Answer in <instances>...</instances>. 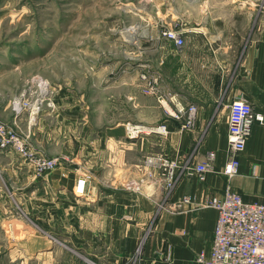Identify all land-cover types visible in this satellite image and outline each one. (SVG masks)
Instances as JSON below:
<instances>
[{
  "label": "crops",
  "instance_id": "1",
  "mask_svg": "<svg viewBox=\"0 0 264 264\" xmlns=\"http://www.w3.org/2000/svg\"><path fill=\"white\" fill-rule=\"evenodd\" d=\"M209 1L177 6L179 16L187 19L183 46L165 40L153 57L142 58L138 67L119 70L107 63L98 69L108 76L106 90L113 88L111 92L122 77L124 102L143 113L131 121L144 123L146 128L164 123L168 134L148 132L130 137L124 124L129 118L110 121L97 113L90 116L89 125L82 127L85 121L82 122L73 136L70 124L79 117L67 115V102L61 100L54 101L50 109L45 104L33 124L27 117L25 130L31 132L39 149L74 156V165L90 170L93 181L86 193L75 194L70 189L73 176L63 183H57L56 176L34 178L29 164L17 163L15 153L0 148V189L6 191L7 197L27 199L46 185L57 189L65 186L71 195H60L58 203L74 204L73 211L64 207L53 216L50 207L44 208L42 219L49 222L40 223L42 227L35 224L36 229L17 218L13 220L17 225L12 224L10 231L8 225L1 227L6 235L24 226L30 228L22 238L11 235L10 252L30 255L19 264H130L132 257L136 264H199L198 253L212 249L218 217L214 207L204 205L207 199L222 196L230 185L246 201L264 202V122L254 124L240 154L238 174L229 178L223 173L228 156L229 103L236 97L244 98L264 116V0ZM146 65L150 67L148 73L159 76L160 91L174 94V109L188 103L198 106L192 128H181L182 120L168 115L155 95L142 92L139 76L147 71ZM113 103L111 96L107 108ZM148 111L154 114L145 118ZM11 113L12 120V110ZM45 117L52 122L48 124ZM53 147H57V152L51 151ZM209 151H214L216 158L206 180L199 181L186 172L184 165L204 160ZM158 153L175 158L182 165L167 196L155 170V181L144 183L142 193L143 174L152 169L145 159ZM60 169L54 170L55 175ZM65 170L72 172L69 167ZM25 173H30V185H15ZM132 174L141 184L139 191H131ZM98 177L106 181H98ZM46 194L44 200L51 202L53 197ZM186 195L192 197L190 203H182ZM159 199H165V206L156 213ZM179 202L181 207L176 209ZM55 217L58 222L50 223ZM30 223H34L31 218Z\"/></svg>",
  "mask_w": 264,
  "mask_h": 264
},
{
  "label": "rangeland",
  "instance_id": "2",
  "mask_svg": "<svg viewBox=\"0 0 264 264\" xmlns=\"http://www.w3.org/2000/svg\"><path fill=\"white\" fill-rule=\"evenodd\" d=\"M203 2L205 0H197L195 3ZM209 2L218 3L219 0ZM186 3L191 2L150 0L149 3L143 4L142 0H0V121L8 131L12 130L26 141L30 150V160L16 151L4 150L15 153L18 157L17 163L29 164L34 178L43 180L56 176V182L63 183L64 180L69 181V178L72 179L73 176V182L69 183L70 189H73L72 191L76 194L79 184L77 182L82 181L84 184L81 192L86 193L93 181L90 170H82L80 165H74V156L50 154L46 150L39 149L32 139L31 132L25 130L27 117L29 116L30 124H33L36 117L41 115L45 104L46 109H50L54 107V101L61 100L67 102L64 106L67 115L76 114L79 117L70 124V135L74 136V131L78 133L82 122L85 121L82 127L89 125L90 116L99 113L104 120L108 118L110 121H117L129 118L130 120L124 124L125 133L131 137L130 126L127 125L128 123L146 125L131 121L139 119L140 114L143 113L135 106L131 108L128 101L124 102L122 77H120L121 80L115 79L118 81L115 84L117 87L111 92L113 88L106 90L108 76L98 72V69L102 64L105 66L107 63L119 70L125 66L138 67L140 62H143L142 58L153 57L154 53L164 44L163 41L169 40L161 36L166 27L186 26L187 19L177 13V6ZM134 6H143L144 11H134L132 9ZM172 10L176 14H172ZM127 25L140 26L146 34L147 37L140 41V48L127 43L120 36V30ZM148 60L151 61V59ZM146 69L147 71L140 72L139 76L142 83L141 90L147 95H155L158 99V94L147 91H151L153 78H157L159 83V76L154 72L148 73L149 65H146ZM112 76L115 75L109 77ZM164 92L162 93H170ZM111 96L114 103L107 108L108 99ZM17 106L18 109L20 108L19 112H17ZM172 107L171 105V107L167 106V109L164 108L170 116H173L174 110L177 109V107L175 109ZM11 110L14 113L12 120ZM152 114L154 111H148L145 118ZM81 117H84V120L81 121ZM175 118L182 120L181 128L193 127L185 126V116ZM45 119L49 120L48 124L53 120L50 117H45ZM153 133L166 135L169 130ZM53 148L51 151L57 152V147ZM159 157L178 161L163 153L148 155L145 162L146 165L151 164L148 165L152 167L151 172L143 174L145 181L142 187L138 184V179L134 178L133 174L131 175L132 192L139 191L141 187L143 193V188L150 183V180L155 181V171H157L158 179L165 189L164 195H169L174 187L169 189L167 186L165 176L162 175L160 166L155 162ZM44 158L52 159L55 165L46 168L38 166L36 161ZM152 163H156L157 166ZM178 163L180 164L179 161ZM65 167L71 168L72 172L65 170ZM58 169L60 172L58 171V175H55L54 170ZM100 180L106 181L98 177V181ZM15 185L27 188L30 185V173H25L23 177L19 176ZM0 190V232L3 225H8L6 227L8 231L17 225V221H13L16 218L27 222V225L33 229H36V225L42 222L48 223L47 219L44 221L42 219L44 208L50 207L52 216L60 213L64 207L72 208V211L74 208V204L71 203H58L60 195H71V191L65 189V186L57 189L46 185L30 193V198L27 199H10L6 196L4 189ZM46 193H50L53 197L50 199L51 202L44 200V197L48 195ZM186 197L191 196L186 195ZM162 200L159 199L155 203L156 213L165 206L163 203L165 199ZM176 205V209L180 208L181 202ZM30 218L34 225L30 223ZM56 222H58L57 217L50 220V223ZM40 226L42 227L41 224ZM29 232L30 228L24 226L10 235H6V230L0 233V264H19L30 258L28 254L10 252L12 236L22 238ZM130 264H136L135 258H131Z\"/></svg>",
  "mask_w": 264,
  "mask_h": 264
},
{
  "label": "built area",
  "instance_id": "3",
  "mask_svg": "<svg viewBox=\"0 0 264 264\" xmlns=\"http://www.w3.org/2000/svg\"><path fill=\"white\" fill-rule=\"evenodd\" d=\"M187 29L186 26H168L163 30L161 36L172 40L175 45L181 47L185 44L184 35ZM142 30L140 26L127 25L120 30L119 34L127 43L140 48V41L146 36ZM133 33H136L138 37L133 39L127 37ZM144 78L147 79V76L144 75ZM152 82L151 91L147 92L158 94L159 102L164 108L171 107V103L176 101L174 95L163 94L158 87L157 78H153ZM184 108L181 110L180 107H177L172 115L179 118L185 116V126H194L198 106L194 103H188L184 105ZM19 110L20 108L18 109L17 106V112ZM256 122H264L262 113L257 112L253 105L244 98L232 99L228 105V156L223 167V173L227 177L230 178L238 174L240 154L245 150ZM127 126H130L131 137L143 132H150L146 130V125L143 124L131 125L128 123ZM151 128L153 129L152 132H167V126L164 123L154 125ZM0 147L1 149L16 151L30 160V150L26 141L12 130L8 131L1 121ZM215 158L216 153L209 151L204 160L195 165L186 163L184 168L187 173L194 175L199 181H205L206 174L213 167ZM155 162L160 166L169 189L173 188L182 165L176 160H169L164 157L157 158ZM36 164L42 168L55 165L52 159L46 158L37 160ZM83 184L81 183V190ZM192 200V197L185 196L182 203H190ZM204 205L214 207L218 211V217L214 228L212 249L209 253L205 251L198 253L196 259L199 264H264V202L246 201L240 193L227 185L222 196H213L207 199Z\"/></svg>",
  "mask_w": 264,
  "mask_h": 264
},
{
  "label": "bare ground",
  "instance_id": "4",
  "mask_svg": "<svg viewBox=\"0 0 264 264\" xmlns=\"http://www.w3.org/2000/svg\"><path fill=\"white\" fill-rule=\"evenodd\" d=\"M186 1H189V2H196L197 0H186ZM149 2V0H142V3L144 4V3H148ZM134 11H137V12H140V11H144V8H143V6L142 7H133L132 8ZM120 33V32H119ZM127 37H131V39H133V38H136V37H138L137 35H136V33H133V34H131L130 36L129 35H127ZM145 38L147 37V36H144ZM43 84H44V82H43ZM45 85V84H44ZM46 86V85H45ZM167 94H171V95H174V94H172V93H167ZM185 108L183 107V108H181V110H184ZM198 113V112H197ZM196 117H197V115H196ZM260 123V122H259ZM151 127H153V126H151ZM151 127H148V128H146V130H149L150 132H152L153 131V129L151 128ZM134 128V127H133ZM135 128H136V126H135ZM168 130V129H167ZM228 134V133H227ZM134 135V134H133ZM1 148V147H0ZM3 148V147H2ZM77 183H79L78 184V187H77V193H82L80 190H81V183H83L82 181H78ZM83 186V185H82Z\"/></svg>",
  "mask_w": 264,
  "mask_h": 264
}]
</instances>
